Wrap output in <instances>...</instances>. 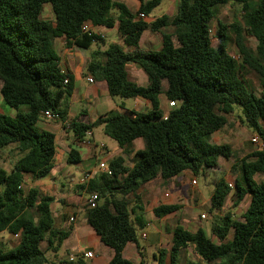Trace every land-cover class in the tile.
<instances>
[{
  "label": "trees",
  "instance_id": "16d2710c",
  "mask_svg": "<svg viewBox=\"0 0 264 264\" xmlns=\"http://www.w3.org/2000/svg\"><path fill=\"white\" fill-rule=\"evenodd\" d=\"M139 1V10L132 13L118 0H0V94L17 111L14 116L0 113V152L12 146L10 152L17 156L10 171L0 165V234L8 232L19 238L15 247L0 248V264H45L47 252L59 251L70 235L54 227L53 197L36 187L23 191L27 175L43 179L54 166L56 136L40 130L38 121L46 111L65 121L60 107L74 90L72 77L62 71L55 50L59 38L65 39L66 48L89 51L88 72L106 83L112 97L143 98L152 104L148 112L110 111L93 123H68L77 141L102 126L125 154L136 140L144 143L134 153L131 169L124 165L123 157H116L108 164L111 174L102 173L87 188L98 200L95 207L87 201L85 215L101 242L114 250L109 264H134L122 253L128 243L138 244L137 231L143 226L139 189L145 183L157 177L172 179L183 170L198 176L216 167L219 159L232 157L231 146L213 144L210 137L228 123L235 106L242 110V124L255 131L262 147L234 163V190L223 178L215 182L210 212L217 213L229 198L234 208L246 196H250V204L240 219L225 215L214 223L212 230L220 243H214L201 229L191 232L177 225L170 264H178L180 252L187 248L199 259L187 264H264V0H179L173 18L163 15L152 23L137 17L149 16L162 0ZM230 4L241 5L239 22L227 25L218 20L213 35L212 9ZM46 5L53 20L43 18ZM85 23L106 28L117 25L119 37L131 50L125 51L117 43L106 46L101 36L83 30ZM168 26L173 33L164 31ZM146 30L162 34L160 50L140 49ZM213 36L217 46H213ZM246 37L256 40L255 49L247 45ZM230 43L236 47L238 59L231 54ZM93 44L106 48L93 49ZM129 64L145 72L146 86L129 79ZM249 73L259 79V95L245 78ZM164 80L168 82L165 92ZM161 94L176 102L167 120L160 109ZM23 106L28 110L19 111ZM78 158L77 150L72 149L68 162ZM178 208L159 206L154 214L163 217ZM162 254L157 264H166Z\"/></svg>",
  "mask_w": 264,
  "mask_h": 264
},
{
  "label": "crops",
  "instance_id": "0c3cea01",
  "mask_svg": "<svg viewBox=\"0 0 264 264\" xmlns=\"http://www.w3.org/2000/svg\"><path fill=\"white\" fill-rule=\"evenodd\" d=\"M118 1L125 3L132 13H137L141 5L139 0ZM178 4L179 0H168V4L166 6L167 9L162 16L166 15L170 19L173 18L177 13ZM46 9H44L43 12H45ZM149 16H145L141 19L147 23H152L157 19ZM49 17L50 19L48 20H53V14ZM137 18H140L139 15ZM88 28L97 35L101 36L106 43L107 37L112 36L113 38L118 39V42L116 43L119 44L125 51L131 50L119 37L117 25L112 28H106L104 26H93L91 23H88ZM168 28H170V26H168ZM211 30L213 29L211 28ZM170 32L173 31H168L167 33ZM162 41L163 37L161 33L146 30L141 36L139 47L143 51H158L162 48ZM94 45H98V48H101L100 45L103 44H93L92 48ZM55 50L60 57V66L62 71L72 77L74 90L70 97L62 101L60 107L61 111L66 114L65 121L60 119L51 121L43 117L37 123V127L40 130L52 132L56 136L57 148L54 158V166L48 175L51 176V183L49 182L36 186L35 179H32L30 175H27L25 177L23 191L27 193L31 187H36L42 194L53 197L54 200L50 207L54 227L58 230L70 232V235L64 240L59 251L56 253L47 252L46 255L48 262L45 264H68V262H71L70 259L72 257L75 259L72 263H76L81 260L85 264H109L114 257V250L101 242L100 237L88 224L85 215L84 207L90 197V194L87 192V188L92 180L103 173L99 169V165L101 163L108 165L111 160L121 156L125 160L124 165L128 169H131L133 167L134 153L137 150L143 149L144 143L141 148V145H137V141L139 139L136 140L133 144L131 152L129 154H125L119 145H112L113 148H111L108 140L96 139L97 132L106 136L103 132L102 126L94 128L93 131L88 132L82 141H77L73 132L70 130L68 123L72 120H78L84 124L93 123L99 116L110 111H123V113H129L131 111L148 112L152 109V104L149 100L143 98L124 99V101L112 97L108 91L106 83L95 78L88 72V63L90 61V53L88 50L78 48L76 46L66 48L64 38H59L55 41ZM127 72L131 81L140 86H146L148 84L147 75L135 64H129L127 66ZM89 76L93 77V82L88 81ZM167 88L168 82L164 80L162 82L163 92H165ZM130 100H132L131 110L125 108ZM159 102L160 109L164 113V120H167L168 113L172 107L169 105V101L166 99L165 94H161L159 96ZM27 110L28 108L25 106L19 109L21 112H25ZM16 113L17 111H15V114ZM15 114L10 116H14ZM233 114L228 117V123L210 137V142L211 140L214 141V143L211 142L213 144H226L231 146L233 149L232 157L224 159L225 161L218 162L216 167L207 169L205 172L200 173L203 175H207L208 172L215 171L222 173L223 176L221 178L225 179L229 185L231 184L233 186L232 190H234L236 179V173L233 169L234 163L238 159H242L249 153L262 147L260 140L257 143L252 142V139L257 137V135L249 134L241 122H237L233 119ZM72 149L77 150L79 158L77 161L70 163L68 162V157ZM87 173L92 174L89 181L84 179ZM196 178L197 176L190 170H183L172 179L164 180L161 177H157L154 180L145 183L139 189L143 214L147 211L154 214V209L159 206L178 205L179 208L163 217H157L154 214V216L158 218L157 226L151 229V231L143 232L141 235L146 241V244H140L139 240L138 244L133 242L128 243L122 253L125 259L133 261L134 264H144L147 253V245L150 246L152 244L158 245L160 251H164L165 253L163 254L169 256V250L173 239V230L177 225L183 224V227L189 231H191L190 229H194L196 227V229L191 232H196L199 229L204 231L199 224H196L197 222L193 215L190 216L191 213H189L192 208H195V206L191 207L189 202L192 204L196 202L198 206H210L211 208V199L210 201L204 200L203 195L193 187L197 185ZM257 179L261 180L263 177L257 176ZM217 180L219 179H216V181ZM167 184L169 187H166ZM144 186H149L148 193L145 196L142 192V188ZM190 186L193 188H190ZM170 187L171 190L169 189ZM181 199L184 200V205ZM250 199V196H246L242 203L234 208L235 211L233 212L238 213L240 211L243 214L250 204ZM210 208L209 214L212 215V217L213 215L216 216L219 211L212 214L210 212ZM185 212H187L186 216L184 215ZM233 212L232 215H235ZM202 215H204L203 218ZM220 216L215 217L211 226L212 238H209L214 243H220V240L212 230L214 223L216 221H221ZM199 217L200 219H207L208 214L201 213ZM240 218L241 217L237 219ZM142 222L143 226L141 228H150L153 225V221L151 220L147 223L144 222L143 215ZM143 234L146 236L143 237ZM3 237L4 236L1 233L0 238ZM229 238L230 236H228L227 239ZM44 244L45 247H47L46 243ZM1 249H4V247ZM60 252H64L65 255L63 257H59L58 254ZM85 252H92L93 257L91 259H83L82 254ZM160 254H153L154 259L156 260ZM163 254L161 256H164Z\"/></svg>",
  "mask_w": 264,
  "mask_h": 264
},
{
  "label": "rangeland",
  "instance_id": "374dc122",
  "mask_svg": "<svg viewBox=\"0 0 264 264\" xmlns=\"http://www.w3.org/2000/svg\"><path fill=\"white\" fill-rule=\"evenodd\" d=\"M167 4H168V0H162L161 5L158 6L157 8H155L149 17L158 18V17L162 16V14L167 9L166 8ZM47 7H49V8H47ZM44 9H46V10H45V12H43V18L48 20V19H50L49 16L52 15V10H51L50 6H48V5H46ZM212 11L214 13V19L210 23V28L213 29L214 35L217 32L218 20L224 22L227 25H232L236 22H239L240 17L242 15L241 5H239V4H230V5H225V6H221V7H214L212 9ZM164 30H166L165 32H168V31H173L174 29L172 27H170V28L167 27ZM170 33H173V32H170ZM234 36L235 35L232 34V36H231L232 39L234 38ZM246 40H247V45L250 48L255 49V47L257 45L256 40L252 37H246ZM116 42H118L117 38H113L112 36H109V37H107L106 46L109 44H112V43H116ZM212 43H213V46H217V44H218V39L215 36H213V38H212ZM106 46L100 45V47L102 49H105ZM228 46H229V50H230L231 54L236 59H238L239 56H238L237 49L234 46V44L230 43ZM97 48H98V45L93 46V49H97ZM245 78L252 84L254 89L253 90L251 89V90L254 91L255 94L259 95V93L261 91V86H260V82H259V79L257 78V76L253 73H249V74H246ZM131 101L132 100H130V102H128L126 107L125 106L124 107L131 110V108H132L131 107L132 106ZM15 111L16 110L14 108L8 106L5 103V101L3 100V98L0 94V113L7 114V115H13V114H15ZM120 112L123 113V111H120ZM143 112H146V111H143ZM233 115H234L233 119H235L237 122H241V119L243 118V114H242V110L239 106L234 107V114ZM244 127L249 134H255L256 135L255 131H253L250 128H247L246 126H244ZM96 139L108 140L109 141L108 143L110 144L111 148H113L112 145H118L115 140H113L112 138H109L107 136H104L99 132L96 133ZM211 142L214 143L213 140H211ZM137 145H141V148H142L143 147V140L139 139L137 141ZM11 147L12 146L3 148L0 152V165L3 166L7 171L11 170L12 163L17 159L16 153L10 152ZM224 161L225 160L223 158L219 159V162H224ZM222 176H223V174L220 172H217V171L208 172L207 175L200 174L196 178L197 185H195L193 187L195 189H197L203 195L204 200L210 201L211 196L215 190V181H216V179H221ZM50 181H51V176H48L44 179H35L36 186H40L42 184L49 183ZM167 186L169 187L168 184L166 185V187ZM193 187L190 186V188H193ZM148 189H149V186H144L142 188V192H143L144 196L148 193ZM169 189L171 190V187ZM181 201L184 205L185 204L184 200L181 199ZM189 205L191 207L195 206V208H192V210H190L191 212L189 211V213H191L190 216L193 215L194 219L197 222L196 224L197 225L199 224V226L202 229H204L207 236L210 238H212L211 226H212V223L215 220L216 216L221 215L220 217H223L225 215H230L232 218L234 217V219H237V218L241 217V215H242V212H240V211L238 213L233 212V211H235V209L233 207V204H232V201L230 198H229V200H227L226 206L221 208L219 210L218 214H216V216L213 215V217H212V215L209 214L210 206H208V207L207 206H200V205L198 206L196 202H194L193 204L191 202H189ZM232 212L235 213V215L234 214L232 215ZM201 213L208 214L207 219H200L199 216ZM142 215L144 218V222L147 223L150 220L153 221V225L150 228H146V227L138 228V231H137L138 240H139L140 244L145 245L146 241L142 238L141 235L143 232L151 231V229H153L155 226H157L158 218H156L152 212H148V211L145 212L144 214L142 213ZM184 215L186 216L187 212H185ZM181 225L184 226L183 224H181ZM195 229H196V227L194 229H190V230L194 231ZM2 235L4 237L0 238V248L4 247V249H10V248L15 247L19 242V238L10 235L8 232H4V233H2ZM44 243H46V242L42 243V248L46 249ZM46 246H47V243H46ZM160 253H165V252L160 251L158 245H156V244H152L150 246L147 245V253L145 256V263L144 264H148V263L149 264H157V261L154 259L153 254L159 255ZM64 255H65L64 252H60L58 254L59 257H63ZM165 258H166V264H170V257L165 255ZM195 261H199V259L195 255L194 250L192 248H187L186 250L182 251L179 254L178 264H187L189 262H195Z\"/></svg>",
  "mask_w": 264,
  "mask_h": 264
},
{
  "label": "built area",
  "instance_id": "2783aa9c",
  "mask_svg": "<svg viewBox=\"0 0 264 264\" xmlns=\"http://www.w3.org/2000/svg\"><path fill=\"white\" fill-rule=\"evenodd\" d=\"M139 17L140 18H143V17H145L144 15H142V14H140L139 15ZM83 30L84 31H90L91 29H89L88 28V23H85L84 24V26H83ZM92 31V30H91ZM211 33H213V35H214V32H213V30H211ZM88 81L89 82H93L94 80H93V77L92 76H89L88 77ZM65 83H67V80H65ZM169 105L171 106V107H175L176 106V102H174V101H170L169 102ZM43 117H45L46 119H48V120H51V121H54V120H59V115L58 114H54V113H52V112H50V111H46L45 113H44V116ZM259 141V139H258V137H254L253 139H252V142H258ZM99 169L104 173H107V174H111V172L109 171V169H108V165L107 164H105V163H101L100 165H99ZM91 176H92V174L91 173H87L86 175H85V177H84V179L85 180H87V181H89L90 180V178H91ZM230 187H233L231 184H230ZM98 200V195L97 194H93V195H90V197H89V199H88V203L90 204V206L91 207H95V205H96V201ZM204 217V215H202V218ZM146 235L145 234H143V237H145ZM93 257V253L92 252H85V253H83L82 254V258L83 259H91ZM75 259H74V257H72L71 259H70V261L71 262H73Z\"/></svg>",
  "mask_w": 264,
  "mask_h": 264
}]
</instances>
